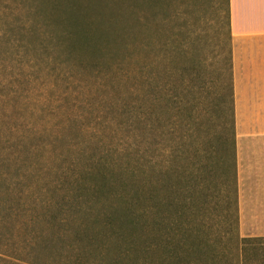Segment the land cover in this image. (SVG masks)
I'll list each match as a JSON object with an SVG mask.
<instances>
[{
    "label": "trees",
    "instance_id": "trees-1",
    "mask_svg": "<svg viewBox=\"0 0 264 264\" xmlns=\"http://www.w3.org/2000/svg\"><path fill=\"white\" fill-rule=\"evenodd\" d=\"M127 3L124 14L103 13L102 0H0V55L20 69L12 77L54 94H8L20 122L0 140V224H48L28 253L47 264H264V238L239 234L231 56L225 101L207 36L190 29L179 0ZM222 103L231 119L218 125ZM103 233L124 249L81 246L88 236L96 248Z\"/></svg>",
    "mask_w": 264,
    "mask_h": 264
},
{
    "label": "rangeland",
    "instance_id": "rangeland-1",
    "mask_svg": "<svg viewBox=\"0 0 264 264\" xmlns=\"http://www.w3.org/2000/svg\"><path fill=\"white\" fill-rule=\"evenodd\" d=\"M103 5L101 11L103 13H109L112 10L117 11L118 13L129 12V4L127 0H123L124 4H114L112 0H102ZM183 11H189V24L191 25V30L204 31L208 39V46L205 51L207 57L209 59V69L211 71V75L215 78L220 75V84L218 86L219 93L223 94L225 97V101H229L230 94V56L232 58V53L230 55V40H229V27L227 23V3L226 0H179V13ZM119 19V18H118ZM120 22L125 24V20L122 18L119 20ZM121 23V24H122ZM182 24L179 21V25ZM99 27L102 24H98ZM231 31V30H230ZM12 58L9 60L5 56L0 55V140H4L10 137V133L8 132V128L10 125L19 124L20 121L17 120V117L14 114H11L15 103L12 102L11 96L8 94L13 91L26 89L29 96L39 99L43 102L46 98L52 99L53 95L48 89H45L43 85H39L40 82H34V84H22L16 78L12 77V74H18L20 69L13 64ZM44 72L40 73L43 75ZM233 75V68H232ZM222 85V88L221 86ZM57 91H53L56 96L60 93L59 89H62L60 85L58 87L54 84ZM52 90V89H51ZM26 94V92H25ZM224 99V98H223ZM10 102V103H9ZM224 103V102H223ZM222 103V104H223ZM42 105V103H40ZM76 108H73L75 110ZM78 109V108H77ZM223 109V110H222ZM221 110L216 113V123L218 125H222L225 122L230 121L231 112L226 111L224 108V104ZM4 111L10 114L9 116H3ZM13 119V120H12ZM12 120V122H11ZM42 124V123H40ZM217 125V126H218ZM221 129V128H219ZM69 136L65 137L64 142L60 145L57 143L59 149H65L69 142ZM60 160L58 156L54 159L48 160L46 163L47 167L50 169H57ZM237 163H238V150H237ZM239 176V175H238ZM32 183V181H30ZM47 181L42 178L40 183L34 181L33 187H41L45 185ZM239 180H238V207H239V234L241 238H264V212L258 206V208L254 209L252 212V216H248L251 218L249 221H244L243 215V207L241 205L240 200V188H239ZM117 190V189H116ZM260 206V205H259ZM24 224L31 226L27 229ZM35 222L31 221V217L29 215H25L21 222H16L14 219L11 221H7L4 224H0V264H47L43 260V255H39L42 257L40 259H35L33 257H29L28 253L32 251L30 249L29 242L34 241L36 239V246L38 242H40L39 237L42 235H46L50 233L51 228L48 227V224L38 221L35 225ZM120 226V225H119ZM46 228L47 232L44 234L43 229ZM69 229V233L74 234L77 231L78 226L76 224L66 226ZM95 228V227H93ZM99 227L96 226V229ZM90 232V231H89ZM92 234V233H91ZM111 233H103V235L98 239V243L96 244V248H92L91 242L93 239H87L83 237L82 247L84 249H89L91 254L98 253V249L103 252L102 249H106V247H110V249H124V239H117L116 237L113 239V246L109 243V238ZM69 236V240L67 243L75 244L78 240L76 237ZM122 240V241H121ZM112 241V240H111ZM136 248L135 249H144L142 242L139 241L138 238L135 240ZM150 242V241H147ZM94 244V243H93ZM95 245V244H94ZM103 246V247H102ZM92 249H97V252ZM40 253H46L47 250H39ZM49 253V252H47ZM110 254L108 257H110ZM90 257H87L88 259ZM25 262H24V261ZM68 263L64 264H73L72 260H66ZM96 261L90 260L86 263H95Z\"/></svg>",
    "mask_w": 264,
    "mask_h": 264
},
{
    "label": "crops",
    "instance_id": "crops-1",
    "mask_svg": "<svg viewBox=\"0 0 264 264\" xmlns=\"http://www.w3.org/2000/svg\"><path fill=\"white\" fill-rule=\"evenodd\" d=\"M230 30L238 180L249 221L254 209L264 211V0H230Z\"/></svg>",
    "mask_w": 264,
    "mask_h": 264
}]
</instances>
